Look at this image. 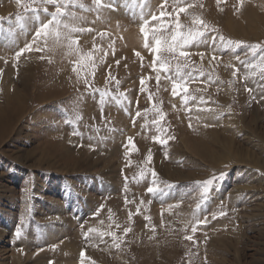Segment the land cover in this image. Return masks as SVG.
Wrapping results in <instances>:
<instances>
[{
    "label": "rangeland",
    "instance_id": "374dc122",
    "mask_svg": "<svg viewBox=\"0 0 264 264\" xmlns=\"http://www.w3.org/2000/svg\"><path fill=\"white\" fill-rule=\"evenodd\" d=\"M55 7L0 0V264H264V0H71L33 41ZM180 8L205 35L158 72Z\"/></svg>",
    "mask_w": 264,
    "mask_h": 264
},
{
    "label": "snow or ice",
    "instance_id": "6c2138e0",
    "mask_svg": "<svg viewBox=\"0 0 264 264\" xmlns=\"http://www.w3.org/2000/svg\"><path fill=\"white\" fill-rule=\"evenodd\" d=\"M23 0H18V3H22ZM33 2H35V0H33ZM43 3L45 4H55V12L50 13L51 19H49L47 22L42 23L38 30L35 32L34 37H33V41H35L38 37L44 36V37H53L55 40L59 41L62 33L60 31V27H61V20L59 19L61 16L66 15V11L65 9L67 8V6L71 3V0H42ZM166 2V0H165ZM241 5L243 4V0H240ZM94 4L96 6H103V0H94ZM30 7V6H29ZM80 7H84L83 5H80ZM163 7V5L161 6ZM33 12H38L39 9L36 8H32L31 9ZM187 9L186 8H180L177 11V20L175 23V32L171 35L170 40L167 37H161L160 33L161 30L164 29L166 27L165 24L161 23L158 27L155 28H150L149 24H150V20L144 19L142 22V26H141V33L143 34L144 38H145V44L144 46L146 48L150 47L148 44V38L151 34L152 38L155 40V45L154 47H151V51L155 54V59L153 61V65L155 66L156 61H159V68L156 69L158 72L163 69L164 71H168L169 69V64L167 62V60L165 58L161 57V51L163 49V51L167 52V53H173L176 54L178 53V55L180 57H185L187 58L189 56L188 52L185 51H180V49L186 47V46H190L193 42H200L199 38L203 37L205 35L204 31H201L199 29L197 30H192L189 29L187 31V33L182 32L180 29L182 27V25L179 22L178 16L180 12H185ZM44 12H48L47 8L43 9ZM74 15V14H73ZM171 13H167L165 11H161L159 13V16L156 15H152L151 16V21H156V20H162L165 16H170ZM196 23L200 26H203V28L207 29V25L204 23L203 20H197ZM63 27L65 29L69 28V25L64 24ZM89 31H91V29H88ZM72 32H83L84 29L82 28H72L71 29ZM65 37H67L69 39V46L71 47L72 45L78 44L77 40H73L70 38V33H64L63 34ZM101 36L105 35V33H100ZM220 41L223 43L224 47H229V46H239L240 44H242V41H233L231 39H225L223 36H220ZM213 40H215V37H213ZM252 51L255 52V50L259 47H262V45H251L250 46ZM32 45L29 44L27 45L25 48L20 49L17 53H16V57L17 59L26 51V50H31ZM39 51V49H37ZM137 56H139L140 54L137 52L136 53ZM202 55V54H201ZM82 60H91L92 56L91 53H89L87 56H82L81 58ZM237 59H239V57H237ZM119 63V62H117ZM79 67V65H77V67H74V71H77V68ZM183 67H187V65H184ZM250 68H256L259 69V72L261 74V78L264 79V56L260 57V60L256 63H251L249 64ZM200 75L203 76L204 73L201 71ZM233 75H235V73H233ZM252 75H256L255 72L252 73ZM176 76L177 78L174 79L172 81L173 83V88H172V92L173 95H177L179 94L181 91L184 93L188 92V86H187V80L189 79V77H191L192 79H195L196 77L192 76V73H187L184 74L182 72V66L181 64L177 63L176 64ZM181 77H183V79H181ZM157 80H159V76H157ZM144 78H141V91L144 90ZM249 91H251L249 89ZM103 93H101V97H103ZM190 97L188 95H184L183 96V102L185 104H187L189 102ZM101 102H103V99H101ZM161 119H163V115H161ZM131 139V138H129ZM157 140H159V142L166 144L167 141L163 140L160 137L156 138ZM151 155L148 156V160H151ZM152 177H153V184H155V177H156V173L154 171V169L152 170ZM206 187V184H205ZM160 189L158 187H149L147 189L148 192L153 193L156 191H159ZM127 202V201H126ZM147 219V218H146ZM206 222V221H205ZM199 223V222H198ZM130 229H125V232L129 231ZM195 227L193 228V232H195ZM19 231L17 232V235H19ZM113 236V240H117L118 238L115 236V234H112ZM188 239H191V237H187ZM115 246L118 248L120 245L119 243H116ZM85 256V253L82 251L81 252V257L83 258Z\"/></svg>",
    "mask_w": 264,
    "mask_h": 264
}]
</instances>
